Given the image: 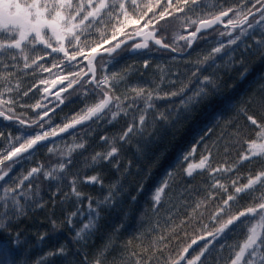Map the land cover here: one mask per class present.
Here are the masks:
<instances>
[{"label": "trees", "instance_id": "obj_1", "mask_svg": "<svg viewBox=\"0 0 264 264\" xmlns=\"http://www.w3.org/2000/svg\"><path fill=\"white\" fill-rule=\"evenodd\" d=\"M241 2L243 0H203L205 7L210 11H217L220 6L236 7ZM251 2L252 0H248L245 7L250 6ZM230 15L233 14L230 13ZM157 28L160 29L157 36H165V42L181 48L182 51L179 52L181 53L186 50L185 41H176L174 34L187 35L194 30L195 25L188 27L185 31L179 20L170 17L161 21ZM217 29L229 30L216 27L204 35L201 34L203 38L194 42L187 57L175 58V62L170 63L173 65V69H169L170 73L175 74L173 77H181V84L189 80L191 83L183 96L152 101L155 108L148 111L147 124L142 134L132 136L127 143L118 141L119 134L125 130L127 124L132 122L133 114L137 115L135 109L129 110L128 116H121L111 123L105 120L97 123L90 121L64 137L39 146L29 159H22L19 164H15L9 176L5 177L4 181H0V244H7L17 251L15 264H40L41 261L43 264H93L101 250L105 253L104 264H135L136 259L150 260L151 264H163V260L168 255L175 256L181 247L191 243L194 238L197 239V244H194L189 252L199 250V247L205 243L198 239L202 231L212 230L218 226L210 219V214L219 202L220 194L219 190L210 187L213 178L207 171L195 170L190 177L184 169L190 162L198 163L201 153L207 154L209 150L213 166L236 162L238 153L242 150L243 140L255 137L254 126L247 122L244 111L256 116L257 119L264 120V55L253 50H246L245 45L253 43L252 40L242 37L237 45L225 48L221 53L216 54L213 60L198 63L203 61V57L210 52L209 47L208 52L201 51L202 41L208 37L217 36L215 39L219 37L214 41L211 49L217 43H227L229 38L221 37ZM238 31L239 29L235 30V32ZM95 35L98 37L99 34ZM120 39L126 38L120 37ZM126 48L127 50L122 48L108 58L120 59L119 64H114V67L109 69L110 72L115 71L116 66L124 65L123 70L117 68V71L122 72L127 80L134 77V87H144L149 90L157 88L162 81L161 77L167 79L165 71L168 67L165 62L170 61L168 58L170 53L150 43L149 49H143L132 56H129L128 47ZM144 54L155 56L147 59V68L144 67V62L139 61L145 58ZM56 55L53 54V56ZM52 59L53 57L49 56L40 63L50 66ZM108 59L99 57L96 64ZM180 60L183 62L178 65L177 61ZM4 62L18 63L17 68H4L3 63H0V76L8 72L15 73L8 78L7 83L1 82L0 79V90H3L6 85L14 89L11 93H5V96L7 99L12 98L16 101L11 105L15 114H24L22 118L30 119L37 113L45 111V108L42 111H35L37 109L20 107V105L35 104L31 102L32 98L29 94L33 89L31 85L33 78L39 76L43 79L54 78V73L60 69H53L49 73L35 70V66L32 69H24L23 60L13 62L7 59ZM183 63L188 67L186 74H183ZM80 66L84 67L83 64ZM197 69H199L197 75L192 76V72ZM67 71L66 68L64 74H67ZM154 73L155 77H153ZM116 74L117 78H120V74ZM205 76L210 77L211 82L202 85L200 81ZM130 81L132 79L128 82ZM17 84L19 88L15 87ZM165 85L162 88H165ZM63 86L57 84V88ZM42 87L50 88L51 85L42 84ZM179 87L180 85L174 90ZM200 87L206 89L205 93L200 97L193 96ZM34 88L37 87L34 86ZM25 91L28 92L27 96L23 94ZM77 96L72 95L73 99ZM188 96L193 98L187 104L181 103V100H187ZM73 105L80 106L76 113L84 107L79 99L73 102L67 101L59 108L53 107L55 111H51L49 117H52L54 125L62 124L61 120L66 114L68 116ZM66 106L69 107L68 110L65 109ZM75 112L71 109V113L76 114ZM158 112L165 113L169 117L168 120H156L155 116ZM149 119L152 122L149 123ZM45 120H48V117ZM5 121L3 119L0 126L2 132L9 127L5 125ZM9 122L17 132L19 125L15 121ZM89 136H91L90 139ZM102 136H107L108 141H102L100 139ZM81 142L84 144L87 142L91 148L85 146L84 149L74 150L70 157L72 162L65 172L56 173L60 179L46 180L41 175L30 182L25 181L26 185L29 183L33 185L31 199H25L19 195V192L15 193L14 195L20 201V207H17L11 198L13 194H9L8 207H4L3 189L5 187L13 185L32 167L43 165L45 168H51L60 162L59 154L48 153V147L55 144L58 149L66 152L67 147ZM111 146L119 148L117 156L107 161L103 159L92 161L91 157L95 153H104L110 150ZM1 148L2 145H0ZM192 148H195L196 152L189 161H184L183 155ZM11 163L5 162V166L0 167H6ZM237 169L238 173L246 178L249 172L255 173L264 169V158L255 157L251 161L238 164ZM92 175H96L103 186L83 182L85 177ZM233 176V173L215 174L216 179L226 184H230ZM74 177L78 178L76 187L82 193L81 198H77L71 192L70 182ZM165 182L168 187L165 188L161 195V202L157 205L153 201L155 190ZM37 184L38 190L35 187ZM24 190L21 188L19 191ZM110 191H115L111 200L106 204L99 203L104 194ZM209 191L216 192L217 197L215 201L208 203L206 209L201 208L204 212L202 219L196 224L189 220L187 224L181 225L182 220L189 218L195 205L207 198ZM89 204L95 211L89 208ZM243 204L244 201H241L239 205L234 204L232 211H238ZM71 212H78V215L72 217L73 223L70 226L67 221ZM89 219L92 220L93 226L85 230L81 237H76L75 232L79 231L82 224L87 223ZM53 221H55V227ZM205 224L207 229H204ZM42 235L45 236L43 240L40 239ZM160 237L165 239L161 240ZM243 238V229H238L234 233H228L226 230V234L213 242V247L209 249L211 256L207 264H216L217 260L219 264H226L233 255L229 245ZM165 244L168 247L164 248L163 253L156 251L157 248H163ZM221 244L224 245L223 248L220 247ZM105 245L108 247L105 248ZM59 247L65 249L62 255L48 256L50 251ZM133 252L139 255L133 256ZM151 252H155V255H150ZM206 256H208L207 253Z\"/></svg>", "mask_w": 264, "mask_h": 264}, {"label": "snow or ice", "instance_id": "obj_2", "mask_svg": "<svg viewBox=\"0 0 264 264\" xmlns=\"http://www.w3.org/2000/svg\"><path fill=\"white\" fill-rule=\"evenodd\" d=\"M247 3L248 0H243L236 7L220 6L217 11H210L205 7L203 0H0V63H3V67H18V63L4 62L10 59L13 62L23 60L24 69H32L35 66V70L49 73L53 69H60L54 73V78L39 81L40 84H50L52 88H55L57 84L64 85L55 93L56 100L59 102L56 107L63 105L65 100L70 99L74 93H79L83 97L91 93L94 97L93 102H85L84 107L65 122L52 126L48 110L37 113L36 117L30 119L22 118L24 114L16 115L11 107L16 101L12 98H3L5 93H11L14 90L13 87L6 85L0 92V117L6 121H15L19 128L16 135L8 133L5 136L3 132H0V139L7 142V146L0 149V166H5L6 161L12 162L6 167H0V181H4L5 177L9 176L15 164H19L22 159H29L33 152L38 150V146L43 145L44 142L59 137L62 133H68L70 129H76L78 125H84L89 121L97 123L105 120L111 123L121 116H128L129 110L135 109L139 115L133 114L132 122L127 124L125 130L118 136L120 143H127L132 136L142 134L147 124V113L155 108L152 102L154 99L183 96L189 88L190 80L183 82L177 90L164 92L162 95L157 89L132 87L131 92L135 94L134 96H122L117 94L116 73L97 77L96 62L97 57L103 59L102 50L111 56L124 44L133 52H138L142 49H149V41H152L161 49H168L173 53L182 51L181 48L165 42V36H157L160 31L157 25L161 21L175 17L185 31L188 27L195 25L194 30L187 36L180 33L174 34L176 41H185L186 48H191L198 38H203L202 35L198 37V34L214 29L216 25L222 24L224 29H229L228 31L217 29L221 37L229 38L227 43L221 42L213 47L203 57V61H198V63L213 60L215 55L225 48L237 45L242 37H248L253 41L245 45L246 50H253L264 55V0H252L250 6L245 7ZM181 13L184 15L181 16ZM236 29L239 31L235 32ZM96 33L99 34L98 37ZM120 37L126 39H120ZM128 40L134 42L128 44ZM106 45H111V47H106ZM53 54L57 55L53 56ZM49 56L53 57L50 66L40 63ZM82 64L84 67L80 66ZM144 67H148L147 60L144 61ZM66 68L68 71L64 74ZM198 71L199 69L193 71L192 76L195 77ZM14 75V72H8L0 76V79L7 81ZM123 79L124 77L121 76L120 80ZM210 82V77L205 76L200 84ZM171 83L175 84L176 81L173 80ZM76 85L79 87H74ZM15 87L19 88V84ZM70 89L73 91L70 92ZM43 91L48 93L50 89L46 87ZM205 91L204 87H200L193 93V96L200 97ZM62 93H68V96H62ZM23 94L27 96L28 92L25 91ZM193 96H188L187 100L182 99L181 103L187 104ZM140 101L143 103H139ZM20 107H31L35 110L40 109L42 105L41 103L21 104ZM43 107L47 109V105ZM51 111H55V108ZM9 113L12 114L9 115ZM244 116L247 122L254 126L255 137L243 140L242 150L238 153L236 162L213 166L209 150L207 154L201 153L198 163L190 162L184 169L190 177L195 170L199 169L207 171L213 178L210 187L219 190L220 199L211 212L210 219L218 226L212 230L202 231L198 239L205 243L199 247L198 251L189 252V249L197 244V239L194 238L191 243L181 247L175 256L168 255L163 260V264H182V262L183 264H207L211 256L209 249L213 247V242L224 236L226 230L228 233H234L238 229L244 230V238L229 245L233 255L226 264H264V169L255 173L249 172L246 178L241 176L237 169L238 164L251 161L255 157L264 158V120L257 119L256 116L246 111H244ZM46 117L48 120H45ZM168 118L163 112H158L155 116L156 120L161 121H167ZM100 139L104 142L108 141L107 136H102ZM84 148L85 144L82 142L67 147L66 152L58 149L55 144L48 147V153L59 154L60 162L51 168H45L43 165L32 167L13 185L5 187L3 189L4 207H8L9 194H13L11 198L17 207H20V201L14 195L15 193L19 192V195L25 199H31L33 185L31 183L26 185L25 181L30 182L41 175L46 180L60 179L56 173L65 172L72 162L70 157L73 151ZM225 151L227 152V148ZM118 152V147L111 146L110 150L104 153H95L91 159L93 162L97 159L107 161L117 156ZM195 152V148L190 149L183 155V160L189 161ZM217 173H233L234 176L230 184H226L215 178ZM77 179L74 177L70 182L71 192L77 198H81L82 193L76 187ZM83 182L103 186L102 181L96 175L85 177ZM35 187L38 190L39 185ZM167 187L168 184L165 182L155 190L153 196L155 204H160L161 195ZM21 188L25 190L20 192ZM114 195L115 191L105 193L99 203H108ZM216 197V192H207V198L195 205L189 218L182 220L181 225L187 224L189 220L193 224L200 221L204 216L201 208L206 209L208 203L215 201ZM241 201H244V204L240 209L232 211L233 205H239ZM89 208L95 211L91 204ZM77 215L78 212L69 214L67 222L70 226L73 223L72 217ZM53 226L55 227V221H53ZM92 226V220L89 219L87 223L82 224L79 231L75 232V236L81 237V234ZM204 229H207L206 224ZM40 239H45V236L42 235ZM160 239L164 240L165 237H160ZM107 247L108 245H105V248ZM167 247L168 245L165 244L163 248H157L156 251L163 253L164 248ZM220 247L223 248L224 245L221 244ZM64 251L63 247H59L50 251L48 256L62 255ZM17 254V251L7 244H0V264H15ZM132 255L139 254L133 252ZM150 255H155V252H151ZM104 256L105 253L101 250L93 264H104ZM40 264L43 262L41 261ZM135 264H151V261L136 259ZM216 264H219L218 260Z\"/></svg>", "mask_w": 264, "mask_h": 264}, {"label": "rangeland", "instance_id": "obj_3", "mask_svg": "<svg viewBox=\"0 0 264 264\" xmlns=\"http://www.w3.org/2000/svg\"><path fill=\"white\" fill-rule=\"evenodd\" d=\"M225 19H227V18H225ZM250 19H251V18H250ZM214 29H216V28H214ZM214 29H210V30H208L207 32H205V34L208 33V32H210V31H212V30H214ZM188 34H189V33H188ZM188 34H187V35H188ZM187 35H185V36H187ZM203 35H204V33H203ZM199 36H201V34H199L198 37H199ZM215 37H217V36H213L212 38L208 37L207 39H205L204 41H202V44L200 45V48H202L201 51H202L203 53L208 52V47H209V51L211 50V47L214 45V41L219 39V37H218V39H217V38L215 39ZM199 39H200V38H198V40H199ZM133 42H134V41H132L131 43H128V44H132ZM149 43L155 45V44L152 43V42H149ZM218 45H219V43L216 44V46H218ZM155 46L158 47L157 45H155ZM126 47H127V45L122 46V47L120 48V50H121L122 48H125V50H127ZM158 48H159V47H158ZM159 49H160V48H159ZM184 49H185V48H184ZM187 49H188V48H186V50H185L184 52H181V53H179V52H177V53H173V52H171L170 50H164V49L162 50V49H160V50H162V51H167L168 53L171 54L170 56H168V58L170 59V61H166V62H165V63H166V67H168V70L165 71V72H166L165 75H166L167 79H166V78H163L162 81H164V82L160 81V83H159V85H158V88H156V89L161 93V95H162L164 92H167V91H173L175 88H177V86L181 85V77H173V76H175V74H171V73H170V70H169V69H173V65H171L170 63H171L172 61H174L175 58H177V59H183V58L187 57V56L189 55L191 49H190V50L187 52V54H185L184 56H178V53H179V54H184V53H186ZM128 51H129V56H132V55L134 54V53H132V50L129 49V48H128ZM140 51H142V50H140ZM200 55H201V53H200ZM144 56H145V58H143V59H141V60H139V61L144 62V61L147 60L148 58H152L154 55L144 54ZM201 56H202V55H201ZM154 57H155V56H154ZM202 57H203V56H202ZM159 58H162V57H159ZM162 59H163V58H162ZM119 60H120V59H119L118 57H113V59H108L107 61H104L103 63L99 61V63L96 64L97 71H98V78H99V77H102V76L105 75V74L111 75L112 73H118V74H120V77L123 76L124 79H123V80H120V78H117V81H118V83H117V94H118V95H122V96L125 95V94H128V95L131 96V94H132V96H134L135 94L131 92V88L135 86L134 77L131 78L132 81L128 82V81L131 80V79H128V80H127V77H126L125 75H123L122 72H118V71H117V68L120 69V70H123L122 66H124V65H121V66H118V67L116 66L115 71H111V72L109 71L110 68L114 67V64H119ZM174 62H175V61H174ZM182 62H183V60L177 61L178 65H181ZM174 64H175V63H174ZM182 65H183V67H184V69H183V72H184V73H183V74H186V73L188 72V70H187L188 67H187V65H184V63H183ZM107 67H108V71H107ZM151 72H152V71H151ZM176 75H177V74H176ZM153 77H155V73H154ZM183 77H184V76H183ZM41 79H43V77H42V76H39V77H37V78H33L32 82L35 83V84H40L39 81H40ZM173 80L176 81L175 84L171 83V81H173ZM165 84H166V85H165ZM164 85H165V88H162ZM75 87L78 88L79 85H76ZM49 89H50V88H49ZM2 91H3V90H0V92H2ZM72 91H73V90H72ZM72 91H70V92H72ZM73 95H78V96L76 97V99L81 100V101L83 102L84 105H85V102L90 103V102H93V99H94V97H93V95H92L91 93H90L89 96H87V97H83V96H81L79 93H74ZM32 96H35V94H32ZM66 96H68V95H66ZM66 96H65V97H66ZM73 97H74V96H73ZM73 97L71 96L70 99H66L64 105L66 104L67 101H68V102H71V101L73 100ZM127 102H128V101H127ZM140 103L142 104L143 102L140 101ZM62 106H63V105H61V107H62ZM79 108H80L79 105H73L71 109L73 110V112H75V111H77ZM65 109L68 110L69 107L66 106ZM71 109H70V112L68 113L69 118H70L72 115H74L73 113H71ZM75 113H76V112H75ZM136 113H137V115H139L138 112H136ZM68 116H67V114H66V115L64 116V119L61 120V121H62L61 123L65 122V121L67 120ZM8 122H9V121H8ZM8 122H7V123H8ZM148 122L150 123V122H152V120L149 119ZM52 123H53V122H52V120H51V125H52V126H55L54 123H53V124H52ZM5 129H6V130H3V132L6 133V134H8V133H14V135L17 134L16 129H14L12 126H11V127L9 126V127L5 128ZM0 132H2L1 129H0ZM79 137H80V135H79ZM71 138H73V137H71ZM90 138H91V136H89V139H90ZM75 140H76V138L74 139V141H75ZM74 144H75V143H74ZM0 145H2V148H1V149H3V148H5V145L7 146V142H6V141L2 142V140L0 139ZM85 146H88V147L91 148V145L89 146L87 142H85Z\"/></svg>", "mask_w": 264, "mask_h": 264}, {"label": "flooded vegetation", "instance_id": "obj_4", "mask_svg": "<svg viewBox=\"0 0 264 264\" xmlns=\"http://www.w3.org/2000/svg\"><path fill=\"white\" fill-rule=\"evenodd\" d=\"M97 77H98V71H97ZM87 79V78H86ZM5 80H2L1 79V82H3ZM5 83H7V81H5ZM33 86V89L29 92V94L31 95V102L33 103H41L42 107L40 109H37L35 111H42L44 110V105H47L49 113L51 112V109L53 107H55L59 102L56 100V96H55V93L56 91L59 89V88H55L53 91L51 92H48V93H44L43 91V87H42V84H35V83H32L31 84ZM37 87V88H34ZM32 94H35V96H32ZM67 93H62V96H66ZM4 99H7L6 96L4 95L3 97ZM74 100H77L76 98H74L71 102H73ZM80 101V100H79ZM7 107V106H6ZM36 113V112H35ZM37 115H35L34 117H36ZM47 118V117H46ZM45 118V119H46ZM51 120L52 117H51ZM1 123H3V118L0 117V126H1ZM5 125H8V126H11L10 122L6 123L5 121Z\"/></svg>", "mask_w": 264, "mask_h": 264}, {"label": "water", "instance_id": "obj_5", "mask_svg": "<svg viewBox=\"0 0 264 264\" xmlns=\"http://www.w3.org/2000/svg\"><path fill=\"white\" fill-rule=\"evenodd\" d=\"M217 26H222V24H221V25H216V26H214V28L217 27ZM209 30H210V29H209ZM207 31H208V30H207ZM198 35H199V34H198ZM137 40H139V37H137ZM131 42H132V40H128V43H131ZM149 42H152V41H149ZM152 43H153V42H152ZM193 44H194V43H193ZM122 46H125V45L122 44L121 47H122ZM192 46H193V45H192ZM121 47H120V48H121ZM158 47H159V46H158ZM120 48L117 49V50H116L115 52H113V53H114V54L117 53V52L120 50ZM191 48H192V47H191ZM191 48H188L187 51H186V53H184V54H179V53H178V56H184L185 54H187V52H188ZM160 49H161V48H160ZM162 50H163V49H162ZM164 50H168V49H164ZM138 52H139V51H138ZM113 53H112V54H113ZM132 53H137V52H133V51H132ZM107 54H108L107 52H103V51H102V55H107ZM98 58H99V57H97V59H98ZM56 87H57V85H56ZM56 87H55V88H56ZM74 87H75V86H74ZM55 88H52V87H51L49 92L53 91ZM70 90H71V89H70ZM59 107H61V105H60ZM6 122H8V121H6ZM89 122H90V121H89ZM89 122H86L84 125H78L76 129H78V128H80V127H83V126H85V125H87ZM76 129H70L69 132H71V131H73V130H76ZM69 132H68V133H69ZM66 134H67V133H62L61 136H64V135H66ZM61 136H59V137H61ZM56 138H58V137L52 138V140H54V139H56ZM52 140H50V141H52ZM50 141H46V142H44V143H47V142H50ZM38 147H39V146H38ZM25 155H26V154H25ZM6 162H11V161H6Z\"/></svg>", "mask_w": 264, "mask_h": 264}, {"label": "bare ground", "instance_id": "obj_6", "mask_svg": "<svg viewBox=\"0 0 264 264\" xmlns=\"http://www.w3.org/2000/svg\"><path fill=\"white\" fill-rule=\"evenodd\" d=\"M217 27H223V25L222 26H217ZM216 28V27H215ZM143 50V49H142ZM115 54L113 53V54H111V56H109L108 54L107 55H102V57H105V59H108L109 57H112V56H114ZM81 128V127H80ZM79 129V128H78ZM77 130V129H76ZM73 131H75V130H73ZM73 131H71V132H73ZM71 132H69V133H71ZM69 133H67L66 135H68ZM66 135H64V136H66ZM64 136H61V137H64ZM61 137H58V138H56V139H54V140H57V139H59V138H61ZM54 140H52V141H54Z\"/></svg>", "mask_w": 264, "mask_h": 264}]
</instances>
